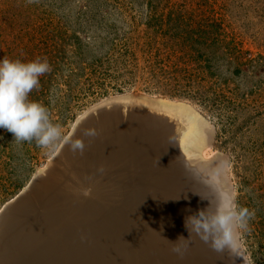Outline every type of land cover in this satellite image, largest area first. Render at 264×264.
Returning a JSON list of instances; mask_svg holds the SVG:
<instances>
[{
	"label": "rangeland",
	"instance_id": "obj_1",
	"mask_svg": "<svg viewBox=\"0 0 264 264\" xmlns=\"http://www.w3.org/2000/svg\"><path fill=\"white\" fill-rule=\"evenodd\" d=\"M5 57L47 60L50 71L29 99L47 108L62 136L41 147L0 129V212L51 162L82 114L118 95L190 103L213 127L206 148L226 158L224 176L216 163L177 154L159 168L131 165L132 152L122 154L127 168L88 169L91 195L77 191L51 223L43 218L49 230L65 231L61 246L46 245L47 264H174L185 260L184 249L189 264H246L243 254L248 264H264V0H0ZM153 135L156 149L165 139ZM226 182L233 211L247 210L244 227L234 217L241 255L233 244L215 250L190 218L198 209L205 220L224 211ZM70 224L76 237L90 228L92 245L66 238ZM180 235L187 239L175 241ZM27 253L18 264L37 263Z\"/></svg>",
	"mask_w": 264,
	"mask_h": 264
},
{
	"label": "bare ground",
	"instance_id": "obj_2",
	"mask_svg": "<svg viewBox=\"0 0 264 264\" xmlns=\"http://www.w3.org/2000/svg\"><path fill=\"white\" fill-rule=\"evenodd\" d=\"M120 96H123V98H129L132 101L147 103L155 107L168 108L176 112L175 113L177 115V118L175 119L176 124L169 125L165 123L163 125V131H162L163 136L161 135L162 137L160 138V141H162V139H165L164 143L159 148L153 149L155 143L154 141L153 144L147 147L137 146L135 148L133 147L134 150L133 148H126L127 150H124V153H121L120 149L113 151L114 144L111 146L110 142L106 141L105 147H102V150L99 151L100 153L99 156L97 157L92 154L96 152L95 150L88 153L85 157L77 158L78 155L71 157L66 156V162L64 163L59 162L57 165L54 164L51 170L52 177H49L48 179H45L44 181L40 182V184L35 188H33L31 190L32 192L28 194L26 203L24 204L25 205L24 216L26 218L25 223L27 228L26 237L17 243L19 247L11 249V251L14 252L13 255L11 251H8V253L3 256L4 262L2 264H18L17 257L19 255L23 256L26 251L28 253L29 252L32 253L31 256L29 255L30 256L29 261L34 263L37 262L36 264H47V262H45L46 260H48L45 258L47 257L46 247L47 246L54 247L56 245H60L57 243L65 240L64 237L65 231L63 233L57 234L55 231H53L52 226L50 227L49 230V228L43 223V218L45 217L47 221L51 223L54 220V216H56V214L59 211L63 210L64 207H66V209L69 208L72 199L75 198L77 194V191H79L80 193L81 191H84V189L90 188L86 182H83V176L84 174H86L88 169L91 168L93 169L95 165L98 166L102 164L110 166V168L113 169L116 168L115 165L117 164L119 165L120 163H123L121 167H124L126 165L124 164V162H126V158H124V155L122 154H126V153L130 154L132 152H138L137 154L135 153L136 155L133 153L135 157H143L144 160L142 159L139 161V158H135V159H131L132 162L131 163L130 159H127L131 163V165L139 164L140 162L145 161L148 164L150 163L158 164L154 166L155 168H159L162 161H165V159L163 158L166 157L168 154L171 155L177 154V158H180L182 156V160H185L186 156L189 155V159H191L192 157H198L199 161L204 164L203 166L211 165L212 167H214L215 166L214 163H216L218 165L217 166L218 174L220 176L225 175L227 169L226 158L218 153L209 152L210 150L208 149V147L206 148V146L208 145L211 146L210 144L213 142L212 140L213 127L210 125L208 120H206L204 116H202L201 113L194 106L190 105V103L188 102L176 101L158 96H149L147 94L146 95L124 94ZM156 122L157 120H153L152 126L157 127L158 125L161 124V123L158 124ZM148 128H149L148 126H143L141 129L142 131H147ZM183 129L187 133L183 134V136L180 137V134L183 132ZM134 133L136 132H133V134ZM144 133L145 132H138L137 134H135V137L138 139L136 142L141 140ZM148 135L149 134H147V136ZM148 137H149L148 139H152V140L155 138L153 134H150V136ZM194 146L196 147L193 149V151H191V149ZM175 147L178 148L174 152L170 153L171 150ZM111 150L113 152L110 153ZM169 157L171 156L169 155ZM49 165L50 163H48V165L45 168H43L42 171H44ZM59 165H64V166L59 167ZM125 168H127V165L125 166ZM181 168L184 169L183 167ZM209 181H211V179ZM176 183L180 185V189H179V193H180L182 191L181 184L177 179H176ZM211 186L214 187V184H212ZM226 190L227 191L224 193L225 195L223 198V206H225L224 211L228 213H233L234 211L232 208V195L231 192L229 191L227 182H226ZM169 201H170V197H165L164 207H166L169 204ZM217 201L219 202L220 199ZM54 209L56 210L55 215L52 212ZM231 222L233 223L234 226V217L232 218ZM74 224L65 225L63 227V230H66V238L70 240L75 239L74 241H77L78 238L79 241H82L84 243V245H88V246L92 245V241H90V239H92V237L93 239H95L94 238L95 233H93L90 228H87L86 229L87 231L85 230L84 232L79 234V237H76L75 232L77 231V228ZM53 226L55 227V225ZM234 232H235V226H234ZM95 242L97 241L95 240ZM75 243L76 242L71 243V246L75 245ZM233 246L234 247L236 246V233H235V238L233 240ZM71 252L73 253V251ZM236 252H237L236 254L241 255V251L238 248V246H236ZM184 254H185V260L183 261L176 260L174 264H189L190 262L188 261V258H186L185 249H184ZM36 258H38L39 260ZM29 261L27 262L29 263Z\"/></svg>",
	"mask_w": 264,
	"mask_h": 264
},
{
	"label": "water",
	"instance_id": "obj_3",
	"mask_svg": "<svg viewBox=\"0 0 264 264\" xmlns=\"http://www.w3.org/2000/svg\"><path fill=\"white\" fill-rule=\"evenodd\" d=\"M175 113V111L168 108L155 107L118 95L103 100L82 114L76 120L69 135L62 142L50 165L44 171L35 175L30 184L10 200L0 212V264L4 262L3 256L11 249L19 247L17 243L26 237L24 204L27 196L40 182L52 177L51 170L54 164L66 162V156L78 155L77 158L85 157L95 150L96 152L92 154L97 157L102 147H105L106 141H109L111 146L114 144L113 151L137 146L147 147L155 141L148 139L150 134H161L165 123L169 125L176 124L177 115ZM153 120H157L156 123L161 124L154 127L152 126ZM143 126L149 127L147 131H142ZM133 132L136 133L133 134ZM138 132L145 133L141 140L136 142L138 139L135 134ZM147 134L149 135L147 136ZM77 140L83 144V151L73 150V145ZM113 151L111 150L110 153ZM135 158H139V161L143 159L135 156L131 159ZM63 166L59 165V167ZM241 252L243 254L242 250ZM11 253L14 254L13 251ZM243 257L246 264H248L244 254Z\"/></svg>",
	"mask_w": 264,
	"mask_h": 264
},
{
	"label": "clouds",
	"instance_id": "obj_4",
	"mask_svg": "<svg viewBox=\"0 0 264 264\" xmlns=\"http://www.w3.org/2000/svg\"><path fill=\"white\" fill-rule=\"evenodd\" d=\"M49 71L46 59L25 62L0 58V129H6L17 141L35 140L38 146L46 147L62 136L59 126L51 122L47 108L41 102L29 99L32 90L39 87L40 77ZM83 147L77 140L73 150L83 151ZM83 195L90 196L91 189H84ZM201 211L198 209L190 214L197 233H205L201 239L211 240V246L217 251L231 247L235 238L232 218L238 217L237 226L244 227L247 210L233 213L218 211L207 220L201 217ZM185 227L189 233L188 219H185ZM182 238L187 239L180 235L175 241ZM173 251L180 253L181 249L174 248Z\"/></svg>",
	"mask_w": 264,
	"mask_h": 264
}]
</instances>
